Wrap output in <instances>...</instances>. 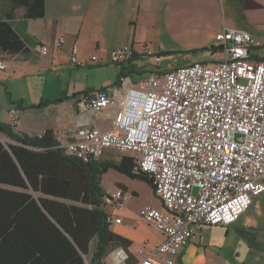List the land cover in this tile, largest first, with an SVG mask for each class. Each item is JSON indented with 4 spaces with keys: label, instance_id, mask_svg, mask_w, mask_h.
<instances>
[{
    "label": "built area",
    "instance_id": "built-area-1",
    "mask_svg": "<svg viewBox=\"0 0 264 264\" xmlns=\"http://www.w3.org/2000/svg\"><path fill=\"white\" fill-rule=\"evenodd\" d=\"M218 48V60L154 73L127 89L82 95L75 108L95 119L111 118L109 129L54 130L67 154L88 162L119 149L150 178L160 207L145 205L138 216L163 240L151 250H135L139 264H177L194 236L208 226L233 225L264 193V41L227 29ZM40 52L45 55L47 47ZM138 58L159 59L147 46L129 47L111 52L108 64ZM69 62L84 65L75 56ZM88 62L101 63L96 55ZM5 69L0 62V71ZM9 113L14 128L19 114L15 108ZM133 196L117 188L103 202L120 208ZM106 221L120 224L121 218L111 214ZM109 256L116 264L127 258L116 250Z\"/></svg>",
    "mask_w": 264,
    "mask_h": 264
},
{
    "label": "crops",
    "instance_id": "crops-1",
    "mask_svg": "<svg viewBox=\"0 0 264 264\" xmlns=\"http://www.w3.org/2000/svg\"><path fill=\"white\" fill-rule=\"evenodd\" d=\"M37 7L36 0H0V21L11 23L24 34L29 51L25 55L0 58L6 66L0 71V124H8L9 111L17 109L19 122L12 128L15 134L42 135L47 129L75 132L84 125L98 126L105 131L110 127L111 118L95 119L77 110L79 96L72 99L73 94L127 89L141 82L132 80L135 74H154L147 71L151 65L159 67L162 61L182 54L189 56V62L180 66L218 60L217 50H202L218 48L227 29L244 30L264 41V0H42L41 7ZM39 11L41 17L36 16ZM28 13L35 16L26 18ZM59 39L64 42L57 46ZM42 45L47 47L45 55L40 52ZM142 46H147L156 58L159 56L156 63L154 58H138L124 64H108L111 52L129 47L139 51ZM94 55L101 63L88 62ZM72 56L84 65L70 63ZM100 74L102 78L98 82L90 83L89 77ZM20 78L27 91L15 97L12 88ZM4 95L9 101L18 98L19 103L6 106ZM0 142L11 143L4 134H0ZM2 167L0 163V170ZM120 185L136 198L134 190L122 182ZM0 189L13 193L23 191L1 183ZM28 193L33 195L31 190ZM7 199L13 201L14 196ZM146 205L159 208L160 201L154 198ZM9 206L0 197V224L4 223L2 208ZM143 206L136 210L125 204L108 209L121 218V223L110 224V229L131 241L128 251L135 264H139L135 250L140 247L151 250L163 240L161 232L139 219L138 212ZM25 226L29 227V217ZM95 245L93 240L89 256L77 250L84 264H90ZM39 249L44 258L42 264L46 261L79 264L69 257L66 247L40 246ZM24 251L22 244L0 243V264L12 263ZM104 262L109 264L107 258ZM113 264L116 263L113 261ZM177 264H264V193L254 199L252 206L233 225L208 226L194 236L184 247Z\"/></svg>",
    "mask_w": 264,
    "mask_h": 264
},
{
    "label": "trees",
    "instance_id": "trees-1",
    "mask_svg": "<svg viewBox=\"0 0 264 264\" xmlns=\"http://www.w3.org/2000/svg\"><path fill=\"white\" fill-rule=\"evenodd\" d=\"M36 1L37 8L41 7L42 0ZM33 16L28 13L26 18ZM36 16L41 17V12ZM217 49L209 47L202 51L215 52ZM27 53L24 34L15 30L11 23L0 21V58ZM87 93L73 94L71 98L79 96L77 102ZM0 134L11 141L0 142V163L3 165L0 183L23 190L13 193L0 189V197L10 203L9 208H2L4 223L0 224V243L22 244L25 248L23 256L10 264H42L40 246L66 247L70 258L84 264L79 252L89 256L93 240L96 245L90 264H106L104 260L118 249L127 255L124 264L136 263V260L132 262L128 251L131 241L115 234L106 221L111 213L103 202L106 193L101 186L102 177L114 170L148 184L152 191L150 178L137 170L132 157L121 156L117 162L78 159L59 148L53 129L30 136L15 134L9 124H0ZM119 189L125 191L124 187ZM13 196V201H8L7 198ZM26 217H29V227L25 226ZM39 226L42 234L38 233ZM50 263L46 261L45 264Z\"/></svg>",
    "mask_w": 264,
    "mask_h": 264
},
{
    "label": "rangeland",
    "instance_id": "rangeland-1",
    "mask_svg": "<svg viewBox=\"0 0 264 264\" xmlns=\"http://www.w3.org/2000/svg\"><path fill=\"white\" fill-rule=\"evenodd\" d=\"M189 62V56L186 54H182V55H178L176 57H174L173 59L170 60H164L161 62V64L159 65V67H156L153 65H151L150 69L147 71H153V73L156 72H165V71H170L172 69H174L175 67H178L182 64H187ZM207 62V61H206ZM112 68V67H110ZM148 72H142V73H137L133 76V81H136L137 83L144 80L148 75ZM101 77L100 75L95 76V78H90V83H96L98 82ZM81 81H84V79H82ZM16 86V87H15ZM15 86L12 88L13 94L15 95H20V94H24L27 91V87L25 86L24 82L22 81V79L20 78L19 81H17L15 83ZM4 99H5V105L7 106H12V105H16L19 103L18 98H14L12 101L7 100L6 96L4 95ZM30 101H28V107H31ZM3 114H5V110L2 111ZM59 132V131H58ZM61 132V131H60ZM64 132V131H62ZM129 156V153L125 152V151H121L119 149H110L107 150L106 152H103L101 155H99L98 159L99 160H103V161H113V162H117L121 156ZM124 183L127 185V187L129 189H132L136 192L137 196L136 198H133L132 200H130V202H127L126 205H128V207L133 208V209H139L141 206L146 205V204H150L153 202L154 198H156L154 195H152V191L150 189V186L142 181H137L134 179H129L121 174H119L118 172L114 171V170H109L103 177H102V188L104 190L105 193H112L115 187H121L120 183ZM109 208H114L109 206L107 209ZM107 262L109 264H113V260H111V258H107Z\"/></svg>",
    "mask_w": 264,
    "mask_h": 264
}]
</instances>
